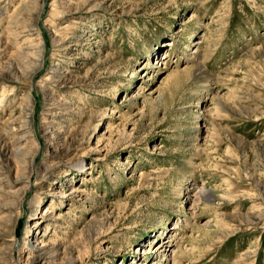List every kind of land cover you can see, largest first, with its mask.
<instances>
[{
	"label": "rangeland",
	"instance_id": "374dc122",
	"mask_svg": "<svg viewBox=\"0 0 264 264\" xmlns=\"http://www.w3.org/2000/svg\"><path fill=\"white\" fill-rule=\"evenodd\" d=\"M22 1L0 0V131L31 94L38 152L0 264H264V0H41L6 48Z\"/></svg>",
	"mask_w": 264,
	"mask_h": 264
},
{
	"label": "bare ground",
	"instance_id": "6f19581e",
	"mask_svg": "<svg viewBox=\"0 0 264 264\" xmlns=\"http://www.w3.org/2000/svg\"><path fill=\"white\" fill-rule=\"evenodd\" d=\"M40 2L41 0H23L19 3L16 11L10 15V22L8 21L9 34L4 47L8 48L10 43L15 45L19 42L24 33L35 29L34 16L36 17V15L40 13L39 11L42 8V6L40 7ZM86 3L87 0H84L80 5L84 6ZM2 14L3 13L0 12V15ZM3 21L4 18L0 17V23H3ZM19 28L20 31L18 30ZM9 36L12 37L8 38ZM26 39L30 41L27 40L29 43L25 47L17 45L18 49L14 50L16 56H5L7 58L5 64L13 76L20 72L23 74H34V72L39 70L43 65L46 44L44 38L38 33L35 40L29 36L26 37ZM54 39L57 43H59L58 41L61 42L59 38ZM1 47L3 48V46ZM58 47L60 50L61 48L63 49L62 45ZM3 51L4 50L0 49V54H2ZM7 97L8 91L3 90L0 97V106ZM53 105L54 104L50 103L51 107L48 111L52 109ZM33 110L32 96L31 94H27L24 102H22L15 109L14 113L7 118V123L0 131V155H8V157L15 161H13V166L8 168V170L6 169L8 175L11 171H15L13 180L8 178L7 174H3L4 172L2 170L4 169L0 168V232L3 229L12 232V221L15 219L14 216H17L16 213H18L25 193L30 187V172L38 152V141L33 127ZM15 112L17 113L16 116ZM44 123L43 126L46 130L48 129L47 125L50 123V117L45 118ZM22 143H25L27 147H25V144L22 146ZM40 170L46 169L41 167ZM76 189L72 187V192L70 193H76L78 191ZM199 190L202 193L206 192L202 187ZM39 198L41 199V197ZM36 207L37 209L33 212L34 215L37 213L39 205ZM2 214L3 216H1ZM43 215H45V213H43ZM47 216H49V214L43 217ZM43 219L44 218L38 220L36 224H43L45 221ZM8 241H11L12 246L17 245L16 240L12 238ZM158 246L161 247L160 244ZM77 260H79V257L76 256L72 262L74 263ZM52 263L53 262H51V264Z\"/></svg>",
	"mask_w": 264,
	"mask_h": 264
}]
</instances>
